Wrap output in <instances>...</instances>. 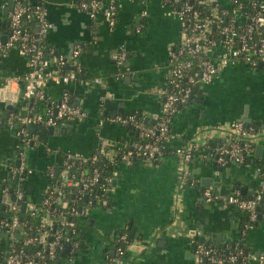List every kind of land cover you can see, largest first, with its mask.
Returning a JSON list of instances; mask_svg holds the SVG:
<instances>
[{
  "label": "crops",
  "instance_id": "1",
  "mask_svg": "<svg viewBox=\"0 0 264 264\" xmlns=\"http://www.w3.org/2000/svg\"><path fill=\"white\" fill-rule=\"evenodd\" d=\"M78 1L45 0L52 27L43 38L50 53H62L59 48L68 50L70 42L78 40L75 47L80 45L81 52L76 58V79L58 83L49 80L45 99H27L22 95L28 70L25 56L14 47L0 57V119L13 112L32 114L55 108L65 92L73 103L87 110L84 118L70 122L73 127L65 134H41L45 125H35L37 131L30 132L34 142L29 145L21 142L14 126L1 125L0 215L6 212L9 201L3 191L11 179L9 167L18 159L20 162L21 155L31 169L24 180L28 198L40 201L51 181L48 166L60 168L67 152H80L86 157L102 150L116 154L119 146L137 137L129 124L107 119L101 122L102 117L136 111L151 123L161 112L170 73L169 52L182 34L172 7L164 0H115L117 21L110 26L106 16L100 13L91 17L77 6ZM8 3L0 0L2 42L10 33L9 14L3 13ZM230 3L222 0L223 6ZM123 48L127 59L120 66L114 53ZM246 112L259 123L251 134L254 144L250 159L213 164L215 149L232 141L230 123L243 120ZM54 125L64 126L61 122ZM189 144H195L190 160L173 151L175 146ZM259 144L262 148L256 151ZM167 146L163 156L153 162L136 159L126 163L116 154L119 160L114 161L108 205L89 206L86 246L77 254L76 264H105L107 245L114 254L124 234L127 239L130 234L131 239L125 243L119 264H199L203 259L194 246L195 239L200 241L203 236L215 246L243 238L249 253L264 254V210H260L254 226L245 229L246 212L226 202V196L238 189L237 184L246 186V195H250L264 179V61L257 66L233 62L211 82L197 86L190 100L179 106ZM219 166L223 170L216 173ZM204 176L221 182L216 188L219 199L199 201L197 185ZM213 187L211 184L209 188ZM2 240L11 245L9 237L0 232ZM4 260L0 255V264ZM249 260L251 264H264L259 259Z\"/></svg>",
  "mask_w": 264,
  "mask_h": 264
},
{
  "label": "built area",
  "instance_id": "2",
  "mask_svg": "<svg viewBox=\"0 0 264 264\" xmlns=\"http://www.w3.org/2000/svg\"><path fill=\"white\" fill-rule=\"evenodd\" d=\"M164 1L179 17L182 34L179 43L169 52L170 73L159 116L154 123L138 118L136 112L109 114L101 119V122L107 119L129 124L137 132V137L131 143L118 147L117 158L126 163L136 159L153 162L163 156L169 149L167 143L172 136V123L179 106L190 100L197 86L211 82L225 66L233 62L257 66L264 61V1L231 0L228 6H223L222 0ZM77 6L88 10L92 16L102 13L110 26L116 24L118 3L115 0L108 3L104 0H79ZM46 12L45 0L28 3L16 0L9 13V37L5 42L0 41V57L15 47L26 58L28 70L24 76L22 95L27 99H45V87L49 80L69 82L76 79L79 73L78 64L76 69L66 72H61V68L79 56L80 45H76L72 58H68L63 53L48 52L42 43L51 26ZM29 20L32 24H40L37 31L28 25ZM114 58L120 66H124L126 49L115 52ZM95 81L99 82L100 79L95 78ZM86 115L87 110L73 103L69 93L65 92L55 108L49 107L32 114L13 112L5 120L0 119V127L2 124L14 126L21 142L29 145L34 142L33 134L28 130L30 123L50 126L57 122L64 124L80 120ZM254 129L253 124H247L242 119L233 120L230 123V145L215 149L218 161L223 164L229 160L245 162L254 144L251 137ZM194 146L178 145L173 151L184 160H190ZM99 152L112 161L119 160L116 154L107 150ZM100 154L86 157L80 152H67L59 171L53 165L48 166L51 181L45 197L40 201L28 198L24 180L31 169L24 155H21L18 165H10L12 182L7 181L3 188L9 197L7 216L0 218V232L12 241L6 264H54L60 251L65 250L68 240L72 251L78 246V240H72L77 233L76 217L85 218L87 215L89 206L94 203L90 194L96 186L107 193L111 188L113 173L103 175ZM78 160L88 163L90 167L75 165ZM70 194H76L77 198L87 195L85 204L76 203L77 199H71ZM204 194L208 201L220 198V194L211 188H206ZM108 200V197H102L98 201L108 205ZM226 202L247 213L245 229L253 227L259 217V205L264 202V179L252 194L246 195L238 188L226 196ZM25 213L35 218V226L28 224ZM69 232L72 234L70 237ZM127 240L126 234L121 236L115 253L107 254L110 261L120 263L125 253L121 243ZM195 241L200 259L206 258L211 264H226V258L220 254L217 246L198 239ZM35 244L39 248L28 250L30 245ZM237 257L238 254H231L228 259L235 261ZM248 259L264 261V254L248 253ZM73 261V256H70L69 260H58L55 264H71ZM199 264L205 263L200 261Z\"/></svg>",
  "mask_w": 264,
  "mask_h": 264
},
{
  "label": "trees",
  "instance_id": "3",
  "mask_svg": "<svg viewBox=\"0 0 264 264\" xmlns=\"http://www.w3.org/2000/svg\"><path fill=\"white\" fill-rule=\"evenodd\" d=\"M207 11L208 10L206 9V12ZM27 23H30L28 25H30L32 28L35 29L36 25L32 24L31 20H29ZM42 43L46 47L44 41H42ZM76 68H77V59L73 58V59L69 60L64 66H62L61 72H66V71H69L70 69H76ZM134 112H136V111H134ZM136 113H137L138 118L145 120L142 113H140V112H136ZM97 153L100 154L99 151ZM100 156L102 157V159L100 161V166L102 168L103 175L112 174L114 169H115V166H116L115 162L112 161V159L105 158V154H100ZM249 159L250 158L247 157L246 161H248ZM75 165H77V166L81 165L84 168L90 167V165L88 163L81 162L79 160L76 161ZM9 182L11 183L12 179H10ZM90 197L93 198V200H94L93 205H94L96 203H99V201H98L99 198H102V197H108L109 198V194L107 192H105L104 190H102L101 188H99L98 186H96L94 191L91 192ZM70 198L71 199H77L75 202L79 203L81 205L85 204V201H86V199L84 197L77 198L76 194H70ZM263 206H264V202H261L259 205V211L261 210V208ZM5 216H7V213L2 212L0 215V218L5 217ZM24 217L27 219L28 224L33 225V226H35L37 224V221L35 220V218H33L32 216H28L27 213L24 214ZM87 219H88L87 215L83 219L81 216L76 217L75 227H76L77 233L73 236L74 238L72 240H74V239L78 240V246H76L73 251L71 250L72 245L70 246V249L68 251H65V250L60 251V253L57 255V258L53 261L54 264L57 263L58 260L61 262L69 260L70 256H73V260H74L73 262H71V264H76V256H77L78 252H80V250L86 246L84 233H85L86 222L88 221ZM245 220L247 221V216H246ZM29 232L32 233L31 230H29ZM126 242H122L121 245H123L125 247ZM245 242H246V240H243V238H241L240 240H237V242H231L230 244L227 243V244L217 245V248H218L220 254L226 258V264H251L250 260L248 259V254H245L246 249H248V251H249V248L247 245H245ZM16 243L18 244V242H16ZM10 248H11V246H10ZM36 248H39V245H37V244L30 245L28 247V250L33 251ZM110 250H111V247L109 245H107L106 250H105V254H104V260H105L104 262H105V264H117L115 261H110L109 258L107 257V254H109V255L111 254ZM231 254H238V257L235 261H230L228 259ZM206 264H211V262L207 261Z\"/></svg>",
  "mask_w": 264,
  "mask_h": 264
},
{
  "label": "water",
  "instance_id": "4",
  "mask_svg": "<svg viewBox=\"0 0 264 264\" xmlns=\"http://www.w3.org/2000/svg\"><path fill=\"white\" fill-rule=\"evenodd\" d=\"M15 1L16 0H9V3H8V5L5 7V9L3 10V13L4 14H9V11H11L12 10V8H13V5H14V3H15ZM26 1V3H28L29 2V0H25ZM48 3L46 2V10H47V12H46V18L48 19V21L50 22V23H52L51 22V20H50V18L48 17L49 16V9H48V5H47ZM77 9V8H76ZM86 12H88L89 13V11L88 10H86ZM98 14H100V13H98ZM97 14V15H98ZM89 15L91 16V17H95V16H92L90 13H89ZM96 15V16H97ZM93 21H91V23H94L95 21H94V19H92ZM7 23H10V21L8 20V22ZM39 27H40V24L39 23H37L36 24V27H35V30L37 31L38 29H39ZM51 27L52 26H50V29H51ZM85 37H83L82 39H84ZM76 41H78V40H76V39H74V40H72V42H70V48L68 49V50H65V51H63L62 50V48H59L61 51H62V53H64L68 58H72V56H73V52H74V48H75V44L77 43ZM5 42V41H4ZM263 62V61H262ZM261 62V63H262ZM192 97V96H191ZM10 105L9 106H11V105H14V104H12V103H10V102H8ZM146 120L147 121H149L150 120V118H146ZM243 120H244V122L245 123H247V124H249V123H253V125H255V126H259V123H258V119L257 118H253V117H249L248 116V113L246 112L245 114H244V117H243ZM151 123H154V120H151ZM73 127V123H64V126L63 127H56L55 125H50L49 127H43L40 131H39V133H41V134H46V133H51V134H53V133H55V132H62V133H67V132H70L71 131V128ZM28 130H29V132H34V131H37V127L35 126V124H32V123H30L29 125H28ZM230 141V140H229ZM262 148V146H261V144H259L258 145V147H257V149H256V151H259L260 149ZM214 157H215V159L213 160V164H217V162H218V154H215L214 155ZM19 163V159L17 160V164ZM59 170V167H57V171ZM223 170V167H218L217 168V170H216V173L218 172H220V171H222ZM211 184H214V187L212 188V191L213 192H216V188H217V185H219V184H221V182H216V180H214V177L213 176H204L202 179H201V181L198 183V189H199V191L201 192V195H200V197L198 198L199 199V201H202V202H204V203H207V198H206V195L204 194V190L206 189V188H209L210 187V185ZM237 187L238 188H240V189H242V192L244 193V194H246L247 192H246V186H244V185H242V184H237ZM85 198H87V195H85ZM1 207L2 208H4V205L3 204H1ZM23 208H25V203L23 204ZM261 209H263L264 210V206L261 208ZM200 225V224H199ZM201 226V225H200ZM72 234H71V232H69L68 233V236L70 237ZM131 239V235L129 234V237H128V240H130ZM200 241H205V236H203V238L201 237L200 238ZM206 242V241H205ZM206 244H208V242H206ZM69 248H70V241L68 240L67 242H66V246H65V251H68L69 250ZM114 249H112V251H113ZM194 250L196 251L197 250V245H195L194 246ZM245 254H248V249H246L245 250ZM8 255H9V252L7 253V256L6 257H8ZM203 262L206 264V262H207V259L206 258H204L203 259ZM3 264H6V260L3 262Z\"/></svg>",
  "mask_w": 264,
  "mask_h": 264
},
{
  "label": "flooded vegetation",
  "instance_id": "5",
  "mask_svg": "<svg viewBox=\"0 0 264 264\" xmlns=\"http://www.w3.org/2000/svg\"><path fill=\"white\" fill-rule=\"evenodd\" d=\"M8 207V203H6L5 205V209ZM10 246H12V242H11V245H9L8 242L2 240L0 241V255L3 256V258L6 260V256H7V253L10 252ZM4 260V261H5ZM3 261V262H4Z\"/></svg>",
  "mask_w": 264,
  "mask_h": 264
},
{
  "label": "rangeland",
  "instance_id": "6",
  "mask_svg": "<svg viewBox=\"0 0 264 264\" xmlns=\"http://www.w3.org/2000/svg\"><path fill=\"white\" fill-rule=\"evenodd\" d=\"M81 251V250H80ZM79 253V252H78ZM76 260H77V257H76Z\"/></svg>",
  "mask_w": 264,
  "mask_h": 264
}]
</instances>
